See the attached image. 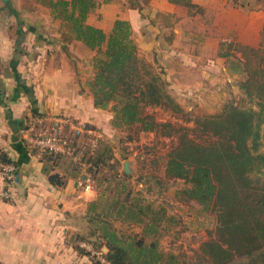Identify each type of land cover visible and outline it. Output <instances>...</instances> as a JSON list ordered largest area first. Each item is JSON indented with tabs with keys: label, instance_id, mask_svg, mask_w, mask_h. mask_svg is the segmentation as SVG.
Wrapping results in <instances>:
<instances>
[{
	"label": "trees",
	"instance_id": "1",
	"mask_svg": "<svg viewBox=\"0 0 264 264\" xmlns=\"http://www.w3.org/2000/svg\"><path fill=\"white\" fill-rule=\"evenodd\" d=\"M38 1L61 21L60 42L65 53L74 42L96 52L93 75L86 85L94 107L111 112L113 128L135 126L143 133H156L159 128L166 133L180 132L179 143L167 154L164 176L183 181L184 186L176 191L178 201L195 202L215 218L207 239L194 253L196 264H264V28L259 46L228 44L219 52L224 56L230 54V49L241 53V95L225 101L219 111L206 113L183 108L169 94L162 70L139 56L128 21L116 19L109 33L86 21L97 0ZM148 1L126 0V6L141 9ZM178 1L195 7L189 0ZM255 2L260 5V0ZM149 105L193 120L191 132L200 141L189 137L185 127L158 123L152 114H145L143 109ZM83 126L97 129L87 123ZM100 133L101 138L91 150L90 135L66 132L72 146L93 167L88 170L98 194L88 204L90 230L87 235L74 236L73 247L90 256L80 242L95 249L106 246L108 251L103 257L110 264H184L173 251L165 250L160 240L172 235L173 228L183 231L185 222L176 213H168L163 204L146 200L145 190L138 189L129 175L117 170L113 146L105 133ZM41 159L49 168L66 166L75 174L80 171L61 154L45 152ZM0 161L17 165L2 152ZM48 179L52 184H62L59 174L49 173ZM114 221L133 228L123 232Z\"/></svg>",
	"mask_w": 264,
	"mask_h": 264
},
{
	"label": "crops",
	"instance_id": "2",
	"mask_svg": "<svg viewBox=\"0 0 264 264\" xmlns=\"http://www.w3.org/2000/svg\"><path fill=\"white\" fill-rule=\"evenodd\" d=\"M97 2L86 21L105 33L116 19L128 21L138 54L162 70L169 94L183 108L208 105L214 109L206 113H215L241 95V53L219 52L228 44L259 46L264 10L255 0H189L191 8L178 0H149L141 9L128 8L126 0ZM60 27L38 0H0V152L17 163L19 173L14 200L0 197V264L97 261L72 245L74 236L90 230L88 204L97 198L96 188L78 185L81 170L46 167L42 154L22 137L31 117L43 118L47 126L50 118L66 116L94 126L107 139L114 130L111 112L94 107L84 86L88 79L74 73L73 61L61 49ZM73 46L94 54L80 42L70 44L71 52ZM49 173L59 174L62 184L50 183ZM174 243L171 235L160 240L165 250L172 251Z\"/></svg>",
	"mask_w": 264,
	"mask_h": 264
},
{
	"label": "rangeland",
	"instance_id": "3",
	"mask_svg": "<svg viewBox=\"0 0 264 264\" xmlns=\"http://www.w3.org/2000/svg\"><path fill=\"white\" fill-rule=\"evenodd\" d=\"M72 50L71 52L69 45V53L66 55L69 61H73L74 73L81 78L89 79L93 75L92 58L96 52L92 51L94 54L89 57L80 46H73ZM86 82H84V86ZM112 104H109V108ZM221 107L215 108L219 111ZM195 109L206 112L214 109V107L205 105L203 109L198 106ZM143 112L152 114L158 123H170L175 128L185 127L188 129L186 132L189 137L200 141L191 132L194 127L193 120H186L180 113L150 105L145 106ZM262 127L264 128V123ZM128 136L131 139H127ZM179 136L180 132L174 130L166 133L165 129L159 128L156 133H143L137 131V128L133 126L125 129L114 128L113 131H110L107 140L109 145L113 146V151L116 154L117 170L122 171L121 164L125 159L133 160L134 167L130 176L138 189L145 190L146 200L153 202L154 205L163 204L168 213H176L185 222L183 231L178 232L179 227L172 229L171 236L175 239L172 251L180 257L184 264H196L197 258L194 253L199 250L202 241L207 239V230L214 227L215 218L209 210H200L201 207L195 202L183 203L178 201L176 191L184 186L183 181L164 176L167 154L179 143ZM114 223L117 229L126 233H129L133 228L121 225L118 221H114Z\"/></svg>",
	"mask_w": 264,
	"mask_h": 264
},
{
	"label": "built area",
	"instance_id": "4",
	"mask_svg": "<svg viewBox=\"0 0 264 264\" xmlns=\"http://www.w3.org/2000/svg\"><path fill=\"white\" fill-rule=\"evenodd\" d=\"M260 5L264 10V0H260ZM50 119L52 124L47 126L43 124L44 120L40 117H31L26 121L25 127L22 130V137L27 147L39 154L47 152L69 157L83 173L82 177L78 179V185L85 190L96 188L95 182L88 170L93 167L72 146L66 132L70 131L90 135L88 146L91 150L95 149L99 138H101V133L95 129L86 128L82 123L74 122L66 116L52 117ZM0 176L4 182V187L0 190V197L8 201L14 200V187L19 179L17 165L12 162L0 161ZM79 245L89 251L100 264H110L104 259L101 250H96L86 242H80Z\"/></svg>",
	"mask_w": 264,
	"mask_h": 264
},
{
	"label": "water",
	"instance_id": "5",
	"mask_svg": "<svg viewBox=\"0 0 264 264\" xmlns=\"http://www.w3.org/2000/svg\"><path fill=\"white\" fill-rule=\"evenodd\" d=\"M133 164H134V161L133 160H127L125 159L124 161H122V164H121V169H122V172H124L125 174L127 175H130L132 174V169H133ZM102 252L106 253L108 251L107 247L106 246H103L101 248Z\"/></svg>",
	"mask_w": 264,
	"mask_h": 264
}]
</instances>
